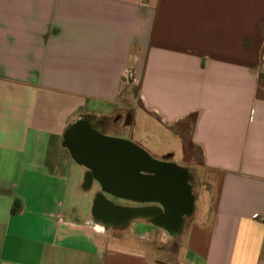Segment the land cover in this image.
<instances>
[{
    "label": "crops",
    "instance_id": "obj_1",
    "mask_svg": "<svg viewBox=\"0 0 264 264\" xmlns=\"http://www.w3.org/2000/svg\"><path fill=\"white\" fill-rule=\"evenodd\" d=\"M137 106L204 192L176 252L110 236L64 143ZM263 218L264 0H0V264H264Z\"/></svg>",
    "mask_w": 264,
    "mask_h": 264
},
{
    "label": "water",
    "instance_id": "obj_2",
    "mask_svg": "<svg viewBox=\"0 0 264 264\" xmlns=\"http://www.w3.org/2000/svg\"><path fill=\"white\" fill-rule=\"evenodd\" d=\"M64 143L73 159L85 166L107 192L119 198L158 203L147 213L169 234L179 232L183 218L193 211L195 197L186 168L156 160L127 140L103 135L87 120L72 123L64 133ZM100 203L108 214L120 209L127 210L130 217L144 213L139 207L123 208L100 199L95 201L94 215Z\"/></svg>",
    "mask_w": 264,
    "mask_h": 264
},
{
    "label": "rangeland",
    "instance_id": "obj_3",
    "mask_svg": "<svg viewBox=\"0 0 264 264\" xmlns=\"http://www.w3.org/2000/svg\"><path fill=\"white\" fill-rule=\"evenodd\" d=\"M127 77L129 78V75L127 74ZM125 88L121 91V102L127 104L128 103V98L131 97V95L134 93V88L135 85L131 86L130 84H124ZM123 106V105H122ZM121 106V107H122ZM137 110L136 115H135V121L131 123H127V121L130 119L127 118V115L124 114L125 112L123 111L119 119L117 120L116 124H114V127H111L108 125L104 130H103V135L109 136V137H114V138H119V139H124L132 142L136 146L144 149L152 158L159 160V161H165L163 158V153L168 149H166V145L169 143H162L161 141L158 140L156 135L148 133V131L145 128V121H144V115L141 111L138 110V106L136 108ZM168 142V141H167ZM174 146V151H175V156L174 159L179 162V166H183L184 164L187 166V163L184 162L181 159V154H180V148L178 147V144H173ZM79 167V172H78V177L80 178V183L83 184L85 180V174H86V169L82 165H76ZM187 168L191 171V180H190V185H191V191L195 195V201L194 205L195 207H198L202 204V199L203 197H198L199 193L201 196H203L204 192L202 189L199 187L200 183L197 180V170L191 167V165L187 166ZM98 189V183L97 181L93 180L91 188L87 189V195L88 201H91V203L94 200L95 197V192ZM203 193V194H202ZM107 200H110L114 202L117 205H137L135 201L129 200V199H124V198H114L112 196H106ZM191 217H185L182 222V227L179 232L175 234H169L166 230L158 227V226H151V229L148 230L149 232V238L152 239L150 247L152 249L150 251L159 253V252H166V251H173L176 252L178 251L182 241L185 242V232L184 229L188 224V221ZM146 219L150 221V218L146 216ZM134 220L136 223L140 222V217H135ZM133 225V224H132ZM128 225L125 226L124 228L119 227L117 230L115 229L116 227L111 226L109 229V235L113 236V234L121 236V237H129L133 235V232L136 230H133L132 228L135 227V225ZM133 230V231H132Z\"/></svg>",
    "mask_w": 264,
    "mask_h": 264
},
{
    "label": "flooded vegetation",
    "instance_id": "obj_4",
    "mask_svg": "<svg viewBox=\"0 0 264 264\" xmlns=\"http://www.w3.org/2000/svg\"><path fill=\"white\" fill-rule=\"evenodd\" d=\"M127 118H129V112H126ZM121 115H117L115 117L116 120L119 119ZM128 141V140H127ZM130 142V141H129ZM93 180H95L94 178H92V175L90 174V172L88 171V169L86 170V174H85V180L83 185L85 187H91L92 186V182ZM96 181V180H95ZM98 183V182H97ZM106 196H112L114 198H119L116 197L115 195H112L111 193L107 192L105 189L102 188V186L98 183V190L96 191V200H105L107 197ZM138 202V201H136ZM157 206H159L158 203L156 202H138L137 205L132 206V207H139L144 209V215L149 217L151 219V221L153 222L154 220V216L152 214L147 213L148 211H150V209H156ZM152 207V208H151ZM127 210L124 209H120V210H115L114 212H112L111 214L107 213V209L105 208V206L100 203L98 204V212L94 215V217L97 220H100L104 223V225L106 227H109L111 225L113 226H121L123 224H125V222L128 220V218H130L129 214L126 212ZM107 214V215H106ZM109 215V216H108ZM108 216V217H107Z\"/></svg>",
    "mask_w": 264,
    "mask_h": 264
},
{
    "label": "built area",
    "instance_id": "obj_5",
    "mask_svg": "<svg viewBox=\"0 0 264 264\" xmlns=\"http://www.w3.org/2000/svg\"><path fill=\"white\" fill-rule=\"evenodd\" d=\"M263 220H264V218H263Z\"/></svg>",
    "mask_w": 264,
    "mask_h": 264
}]
</instances>
